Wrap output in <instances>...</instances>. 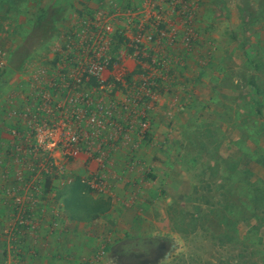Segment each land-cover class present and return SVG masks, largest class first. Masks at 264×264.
<instances>
[{
  "label": "rangeland",
  "instance_id": "1",
  "mask_svg": "<svg viewBox=\"0 0 264 264\" xmlns=\"http://www.w3.org/2000/svg\"><path fill=\"white\" fill-rule=\"evenodd\" d=\"M159 1L133 0L120 7L121 14L110 22L112 56H132L131 40L140 32L153 36L155 43L153 22L146 18L152 15L150 4ZM186 2L195 7L192 29L198 37L193 48L203 49L199 65L204 75L201 84L183 89L201 101L183 105L186 139L180 148L169 149L174 178L166 180L164 174L158 179L152 173L154 163L158 170L170 171L157 155L149 164L141 157L151 151V135L145 150L136 152L133 167L125 160L117 163L120 178L107 182L117 196L93 193L79 168L57 156L45 169L12 163L9 192L3 190L0 169L4 264H39L43 257L52 258L42 264H56L53 259L112 264L111 246L143 237L172 242L176 249L163 264H264V0ZM100 12L97 0H0V57L5 63L0 89L28 61L39 59V48L66 46L73 31L103 29L109 23L102 22ZM172 22L182 26L176 14ZM184 35L176 42L183 51ZM167 42L163 39L169 46ZM159 90L171 91L169 84ZM20 172L22 181L16 175ZM40 172L42 178L36 176ZM106 203L109 209L99 213L97 208Z\"/></svg>",
  "mask_w": 264,
  "mask_h": 264
},
{
  "label": "built area",
  "instance_id": "2",
  "mask_svg": "<svg viewBox=\"0 0 264 264\" xmlns=\"http://www.w3.org/2000/svg\"><path fill=\"white\" fill-rule=\"evenodd\" d=\"M163 1L150 4L152 15L146 18L153 22L155 43H151L153 36L142 32L131 36L132 64L122 53L111 55L109 24L94 32L73 31L66 46L39 50V59L26 64L19 83L9 93L13 103L5 117L11 120L13 135L25 140L27 153L22 157L29 164L45 169L47 164L54 165L55 156L67 163H81V180L89 190L112 195V185L107 182L120 178L117 163L123 160L119 155L131 152L130 158L124 159L129 168L138 162L136 152L151 135L152 112L162 94L159 89L164 90L171 80L169 53L154 49L163 39L177 46L179 30L170 25L166 1L186 28L184 52L174 61L185 64L198 37L192 29L195 7L186 0ZM160 25L167 29L159 30ZM144 57L149 61H143ZM4 64L0 57V70ZM16 175L24 180L21 172Z\"/></svg>",
  "mask_w": 264,
  "mask_h": 264
},
{
  "label": "crops",
  "instance_id": "3",
  "mask_svg": "<svg viewBox=\"0 0 264 264\" xmlns=\"http://www.w3.org/2000/svg\"><path fill=\"white\" fill-rule=\"evenodd\" d=\"M133 0H97V4L99 8L102 9L103 12H100L98 17H101L102 22L109 23L114 20L116 15L121 14L120 7L125 5V3H131ZM168 9L169 18L173 16L172 10L169 8L170 5L165 4ZM106 8L107 11L103 10ZM167 17V16H166ZM173 23V22H172ZM174 23H177L176 19H174ZM174 28L179 30V37L182 34V26L178 24H172ZM112 26V25H111ZM6 35V34H5ZM1 37H4L3 33H0V41L2 40ZM202 44V43H201ZM166 46L163 42L160 43L158 49L156 51L164 52L166 51L169 53V58L172 60V68L171 71V80L169 83L170 86V93L162 92L159 96L157 104L152 112V128H151V144L149 145V149L151 150L149 154H146L144 151L146 146L145 144L140 148L141 157L149 164L151 162V157L157 155L160 157V161H165L163 164L167 163L166 165L170 166V171L163 172L162 168L159 166V170L157 169V163H154V168L152 173L158 175V179L163 178L161 175L165 174L166 180H172L176 174L173 165L171 163L172 155L169 152V149L173 146L176 148H180L179 143H183V140L186 139L185 133L182 131L181 124L183 123V118L185 117V107L183 106L186 101L188 102H195L199 101L201 98L195 97V94L189 91V89L184 88L187 86L192 85H199L203 79L204 75V66H200L199 63H204V52L203 49L199 47L195 48L190 56L188 57L185 64H179L174 60H178L180 56L183 54V50L181 47H175L170 44ZM41 48H39L40 50ZM38 50V51H39ZM43 50V49H41ZM40 50V51H41ZM160 52V53H161ZM128 61L132 64L133 59L129 56ZM30 63L29 61L27 64ZM185 67L183 68V66ZM26 66V65H25ZM24 66V67H25ZM19 74V73H17ZM1 75V72H0ZM20 75V74H19ZM19 75L12 77L9 81L3 85L1 92H0V169L2 170V187L3 190L9 192L10 190V182L14 179V173L9 172V168L12 163H17L22 166H27L29 163L27 159L22 157L26 152V148H24L25 140L23 138H19V135H13L14 127L11 124V120H7L5 117L6 111L10 110L11 104L13 102H9V93L15 86L19 83ZM186 98V99H185ZM201 101V100H200ZM186 104V103H185ZM180 119V121H179ZM172 126H170V123ZM17 129L18 134L21 133L22 127ZM233 144V143H232ZM234 145V144H233ZM20 155V158L18 156ZM140 158V159H142ZM119 159L124 160L125 155L120 154ZM229 159V158H226ZM156 161V160H154ZM159 164V163H158ZM171 164V165H170ZM153 165V164H152ZM71 166L75 168H79L80 175L84 174V166L81 163L71 164ZM164 179V178H163ZM137 181V179H133ZM111 182L112 179L108 180ZM123 183V181H122ZM111 185V184H110ZM123 186V184H121ZM121 187V186H120ZM167 187V185H166ZM117 189H119L117 187ZM139 192V189L135 191V194ZM122 193V192H121ZM113 195V194H112ZM110 194V196H112ZM117 196V195H113ZM50 219L48 220L47 224H50ZM54 225V223H51ZM82 227V226H81ZM47 244V243H46ZM52 257H48L47 259L43 257L40 258L39 264H42L41 261H48L51 260ZM37 260V261H39ZM52 261L56 262V264H66L65 260H57L53 259ZM36 264V263H35ZM38 264V263H37ZM50 264V263H49Z\"/></svg>",
  "mask_w": 264,
  "mask_h": 264
},
{
  "label": "flooded vegetation",
  "instance_id": "4",
  "mask_svg": "<svg viewBox=\"0 0 264 264\" xmlns=\"http://www.w3.org/2000/svg\"><path fill=\"white\" fill-rule=\"evenodd\" d=\"M136 241L123 239L111 246L108 260L112 264H163L176 249L163 238L143 237Z\"/></svg>",
  "mask_w": 264,
  "mask_h": 264
},
{
  "label": "trees",
  "instance_id": "5",
  "mask_svg": "<svg viewBox=\"0 0 264 264\" xmlns=\"http://www.w3.org/2000/svg\"><path fill=\"white\" fill-rule=\"evenodd\" d=\"M253 83L254 82L252 81V85ZM108 209H109V206H108V203H106L103 207H98L97 211L99 213H105ZM6 256H7V252L5 251L4 238H3L2 231H1V234H0V264H4L6 260Z\"/></svg>",
  "mask_w": 264,
  "mask_h": 264
}]
</instances>
